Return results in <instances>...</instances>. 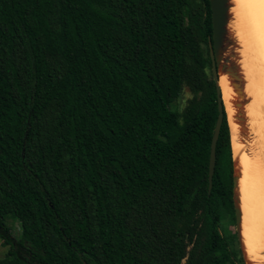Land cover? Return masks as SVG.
Masks as SVG:
<instances>
[{"label": "trees", "instance_id": "trees-1", "mask_svg": "<svg viewBox=\"0 0 264 264\" xmlns=\"http://www.w3.org/2000/svg\"><path fill=\"white\" fill-rule=\"evenodd\" d=\"M211 38L209 0H0V264H244Z\"/></svg>", "mask_w": 264, "mask_h": 264}, {"label": "bare ground", "instance_id": "bare-ground-1", "mask_svg": "<svg viewBox=\"0 0 264 264\" xmlns=\"http://www.w3.org/2000/svg\"><path fill=\"white\" fill-rule=\"evenodd\" d=\"M230 3L228 30L237 43V64L249 100L244 112L249 129L257 137L250 152L235 119L238 114L235 103L240 99L227 76H220L219 87L229 128L230 125L233 128L231 146L240 172L237 193L241 243L249 263L264 264V0H230Z\"/></svg>", "mask_w": 264, "mask_h": 264}, {"label": "water", "instance_id": "water-1", "mask_svg": "<svg viewBox=\"0 0 264 264\" xmlns=\"http://www.w3.org/2000/svg\"><path fill=\"white\" fill-rule=\"evenodd\" d=\"M209 4H210L211 23H212V38H211V43L209 45V57L211 61L212 78L216 85V91H217L218 115L213 129V134L210 144V154H209V164H208V192H210L212 188V178H213L215 162H216V143L218 140L220 127L223 120L224 104L222 101L221 91L219 87L220 76L225 75L229 78L231 87L233 88L234 92L238 95L240 99V101L235 103V106L238 109V114L235 117V119H236V123L239 125L241 137H243V133L245 130L244 124L246 122L244 108L246 104L249 102V100L247 99L244 93L243 79L240 74L239 66L237 64L238 54L235 52L237 49V43L228 30V24L231 18L230 0H209ZM232 158H233L232 199H233V212H234V226H235L237 240L239 242V245L242 246L241 212L239 207L240 201L237 193V186L240 178V172L237 170L236 162L233 157V152H232ZM243 260H244V264H251L246 259V256Z\"/></svg>", "mask_w": 264, "mask_h": 264}, {"label": "rangeland", "instance_id": "rangeland-1", "mask_svg": "<svg viewBox=\"0 0 264 264\" xmlns=\"http://www.w3.org/2000/svg\"><path fill=\"white\" fill-rule=\"evenodd\" d=\"M219 83H220V81H219ZM183 97L184 98H188L189 97L188 89H185L184 90V96ZM245 119H246V122L244 124V129L245 130H244V133H243V137L242 138L244 140V143L248 146V148H250V146H252L251 148H253V142H254L255 139H257V137L251 132V129H249V125L247 124L248 123V119L247 118H245ZM232 129L233 128L230 125L231 140H233V136H232L233 135V131H232ZM253 135H254V137H253ZM232 144L234 145V140L232 141ZM247 146H245V149H248ZM251 148L248 149V152L251 151ZM256 150H257V148H256ZM7 225L9 226L10 231H11L13 237L16 238V239H18V237L20 235V225H19V223L16 222V221H14V220H12V219H8L7 220ZM225 227H226L225 228V232L230 233L235 238L236 237V231H235L234 223L233 224H228ZM225 232L222 231L221 233L224 235ZM230 246H235V240H233L231 242ZM240 247H241V249H240ZM237 248L240 249V254L237 253V258H235V255H233V257L236 259V262H239L238 259L240 258V256H241L242 260L245 258V256H244L245 253H244V251H242L243 250V246H240V245L238 246L237 245ZM7 252H8V248L5 247V246H3L2 241H0V260H3L6 257ZM182 264H186V260H183Z\"/></svg>", "mask_w": 264, "mask_h": 264}]
</instances>
